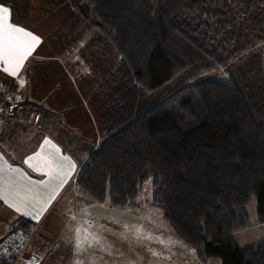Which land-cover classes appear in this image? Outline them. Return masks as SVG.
I'll return each instance as SVG.
<instances>
[{
	"label": "trees",
	"instance_id": "trees-1",
	"mask_svg": "<svg viewBox=\"0 0 264 264\" xmlns=\"http://www.w3.org/2000/svg\"><path fill=\"white\" fill-rule=\"evenodd\" d=\"M15 2L0 0L13 17ZM40 4L47 13L67 6L68 22L84 31L83 8L91 9L98 35L79 58L113 54L111 70L95 67L104 76L102 140L77 171L78 192L122 209L150 181L151 204L201 263L264 264V244L240 250L233 238L251 227V199L256 225L264 224V0ZM239 63L224 82L201 79ZM10 226L33 224L18 219Z\"/></svg>",
	"mask_w": 264,
	"mask_h": 264
},
{
	"label": "rangeland",
	"instance_id": "rangeland-1",
	"mask_svg": "<svg viewBox=\"0 0 264 264\" xmlns=\"http://www.w3.org/2000/svg\"><path fill=\"white\" fill-rule=\"evenodd\" d=\"M15 9L17 16L13 17L10 12V22L33 32L41 40L38 48L25 62L24 67V69L39 70L35 77L43 87L35 89L33 97L39 98L50 89V86L58 83L60 91L55 98L62 103L70 104L71 108L73 105V109L60 116L56 137L65 142L67 133L73 138L78 134L85 140H89L91 149H93L102 140L96 133V127L100 126L103 116L104 94L98 89L103 84L102 77L104 76L99 74L96 71L98 68L95 67L100 64L104 69L110 67L111 70L114 63L112 52L108 55L104 54L103 57L100 56L102 52L99 54V51H93L95 54L84 52L86 63L81 62L79 58V51L98 35L96 20L91 9L83 8L86 17L85 31L82 30V24L68 22L72 12L67 6L47 13L42 8L40 0H16ZM91 62H93V67ZM74 64H78L79 67H74ZM239 65L241 64H237L230 70V73L218 70L203 74L201 79L224 82L238 70ZM262 67L264 70V54ZM63 69L79 70H68L67 76ZM0 81L3 82L1 75ZM21 87L18 84V92ZM19 93L22 98L25 96L23 88ZM82 100L85 102L84 105ZM54 101L53 98L46 103L51 104ZM85 105L86 109L91 112L93 123L88 118V114L84 113ZM25 108L27 104L18 108L14 117L10 119L21 120L26 114V111H23ZM22 123L20 127L24 128L25 125ZM149 182L142 185L134 200V205L122 209H113L106 204H89L91 202H85L90 201L87 198H82L85 201L75 200L70 203L61 201L41 226V229L46 232L44 235L46 240L42 241L37 237L49 251L46 257L50 261L47 264H64L69 259L72 264H77V261L79 264H221L218 259L201 263L194 250L181 243L172 234L163 221L160 210L151 204V184ZM64 206L70 213L88 209L98 212L102 215L104 223L96 227L83 224L77 228L81 230L79 235L75 229V231H67V226L59 227L60 219L57 218ZM72 213L71 215H75ZM246 215L251 227L233 236L240 250L256 249L264 244V224L256 225L254 199L247 204ZM52 218L58 221L53 227L51 224L48 225ZM70 220L76 221L73 216H70ZM85 233L89 234L88 239L78 249L77 240ZM92 237H97L99 243L92 242ZM94 248H97V251Z\"/></svg>",
	"mask_w": 264,
	"mask_h": 264
},
{
	"label": "crops",
	"instance_id": "crops-1",
	"mask_svg": "<svg viewBox=\"0 0 264 264\" xmlns=\"http://www.w3.org/2000/svg\"><path fill=\"white\" fill-rule=\"evenodd\" d=\"M0 6H3V4L0 3ZM38 46L36 48H38ZM68 70L71 71L79 69H63V72L67 76L69 72ZM38 71L37 69L23 68L17 76L13 77L8 73L3 72L2 67H0V75L3 83L15 89L20 98V101L24 99H27L29 101V103L27 104V108H25V110L22 109L24 112L26 111V114L23 117L21 116V120L18 118L19 121L31 124L37 118V122L35 124L37 129L20 127L21 123H18L17 121L6 122L2 127L0 131V167L4 169L3 175L8 179L9 182H18L23 186H26L29 180H31L32 182L47 181L49 179L47 175L34 170L35 168L40 167V161H33L32 167L29 166V163H26L30 156H34L37 152H41L42 149V155L44 156H48L49 154H51L52 157H69L76 164V170L72 174V177L69 179L68 183L60 191L57 199L51 204V206L38 221L32 219L29 215L23 214V209L21 212H17L14 208L10 207L9 203H6L4 199H0V202L2 204V207L0 208V239L3 235L12 230L10 224L15 222L16 220L24 219L31 222L33 224V227L32 237L29 245V252L34 253L37 256L39 264H47L50 261V259L46 257L49 251L38 239L41 238L42 241L46 240L44 236L46 235V232L41 229V226L52 214V212H54L56 206L61 201H64L66 203L74 202L75 200L85 201L82 198L86 197L78 192L75 187L74 181L80 165L97 147V144L93 147V149H91L90 141L85 140L78 134L73 138L69 133H67V140L65 142L64 140L62 141L58 137H56L58 136L56 130L59 127L57 126V124L59 123L60 116L65 112L71 111L73 109V105L71 108L70 104L67 105L66 103H62V101H59L55 98L56 94H58L60 91L58 83L50 86V89L45 91L46 93L42 94V96L40 95L39 98L36 99L35 97H33V95H35L33 93L34 90L39 88L42 89L43 87L41 86L42 84L39 83L38 78L35 77ZM21 80L24 81L23 84H21ZM18 84L22 86L19 92H22L23 88V92L25 95L23 98L18 92ZM46 88H48V86ZM53 98L55 100L53 103H46V101ZM84 103V100H82L83 105ZM84 113L88 114V118H90L91 123H93L94 121L91 112L86 109V105L84 107ZM98 129L99 127H96V133L99 135ZM46 139L51 141V144L45 145L44 141ZM56 149H59L58 153L56 152ZM12 169H16L19 171H12ZM85 202H91L89 204H97L92 201ZM61 210L62 211L57 217L60 219L59 227L67 226V231L74 229L76 230L83 224H88L90 225V227H96L100 223H104V221L102 220V215L90 209L76 210L73 213L71 212L75 215H71L70 211L66 210L65 206L62 207ZM70 216H73L76 221H71ZM49 222L50 223L48 225L51 224L52 227L54 223H58V221L54 218H52ZM94 249L97 251V248ZM69 262L70 264H72V261L70 259L68 261L66 260L64 264H68Z\"/></svg>",
	"mask_w": 264,
	"mask_h": 264
},
{
	"label": "snow or ice",
	"instance_id": "snow-or-ice-1",
	"mask_svg": "<svg viewBox=\"0 0 264 264\" xmlns=\"http://www.w3.org/2000/svg\"><path fill=\"white\" fill-rule=\"evenodd\" d=\"M11 13L8 7L0 6V67L3 72L15 77L24 68L25 62L41 43L39 36L23 27L10 22ZM24 81L21 80V84ZM45 145L51 141L45 140ZM37 152L30 156L26 163L32 167L33 161H40V167L34 170L49 177L47 181H28L26 186L18 182H9L3 175L4 169L0 167V199H4L15 211L31 216L32 219L39 220L51 204L57 199L60 191L68 183L72 174L76 170V164L66 156L52 157L42 155ZM59 152V149H56ZM12 171H19L12 169ZM150 183V182H149ZM77 234L81 232L76 229ZM87 233L77 240L76 247L88 239ZM147 238V237H146ZM92 242L99 243L97 237H92ZM77 264L79 262L77 261Z\"/></svg>",
	"mask_w": 264,
	"mask_h": 264
},
{
	"label": "built area",
	"instance_id": "built-area-1",
	"mask_svg": "<svg viewBox=\"0 0 264 264\" xmlns=\"http://www.w3.org/2000/svg\"><path fill=\"white\" fill-rule=\"evenodd\" d=\"M20 98L15 90L0 81V131L10 119L8 116V105L17 103ZM16 121V120H14ZM22 123L23 121H18ZM36 120L31 124L23 122L25 127L36 128ZM32 237V228L27 230L16 228L7 232L0 239V263L2 264H39L34 253L29 252V245Z\"/></svg>",
	"mask_w": 264,
	"mask_h": 264
},
{
	"label": "water",
	"instance_id": "water-1",
	"mask_svg": "<svg viewBox=\"0 0 264 264\" xmlns=\"http://www.w3.org/2000/svg\"><path fill=\"white\" fill-rule=\"evenodd\" d=\"M28 103H29L28 100H27V99H24V100L19 101V102H17V103H14V104L8 105V116H9V118H13V117H14V113H15V111H16L18 108H20V107H22L23 105H26V104H28Z\"/></svg>",
	"mask_w": 264,
	"mask_h": 264
}]
</instances>
